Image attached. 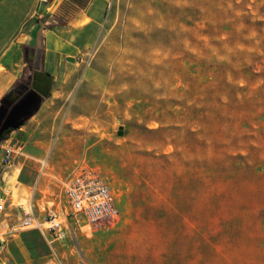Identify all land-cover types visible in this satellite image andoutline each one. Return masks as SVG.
Segmentation results:
<instances>
[{
  "label": "rangeland",
  "instance_id": "rangeland-1",
  "mask_svg": "<svg viewBox=\"0 0 264 264\" xmlns=\"http://www.w3.org/2000/svg\"><path fill=\"white\" fill-rule=\"evenodd\" d=\"M49 1L0 0V69L31 62L29 34ZM60 30L48 98L23 84L29 115L9 125L38 181L19 191L6 179L0 230L30 213L48 232L57 215L64 235L52 242L16 229L33 264H264V79L238 71L264 68L262 0H106L97 19ZM21 139L38 158L20 153ZM81 169L109 185L113 225L97 228L67 202L64 183Z\"/></svg>",
  "mask_w": 264,
  "mask_h": 264
},
{
  "label": "crops",
  "instance_id": "crops-1",
  "mask_svg": "<svg viewBox=\"0 0 264 264\" xmlns=\"http://www.w3.org/2000/svg\"><path fill=\"white\" fill-rule=\"evenodd\" d=\"M105 2L106 0H51L46 3H41V10L29 34L30 46L33 50L31 53V62L23 69L17 68L15 72H11L7 67L0 69V169L2 167L4 168L3 175L5 180L8 179L9 181L11 177H15L17 182L15 187L19 191L33 186L35 187L38 181L37 166L34 163L26 162L23 158L24 156L21 157V155H18V151L13 147V143H11L13 139L11 132L14 129L10 126L14 124L19 125L18 123L29 115L27 112L29 105H26L28 98H23L21 87L24 84L25 87L31 90L30 95L35 98L38 97L40 100L48 98L54 85L56 70L60 63L56 50H53L55 49L53 45L56 41V36L54 35L57 34L59 37L65 38L63 31L60 30L57 32L55 28L61 29L66 24L77 22L81 19L83 20L85 16L89 17L90 20L97 19ZM61 21L64 23H57ZM49 22H53L54 25L52 27L47 26ZM39 49L41 50L38 54ZM23 72H25L27 77L25 81L20 80ZM17 79L23 82L18 88L14 87L13 84ZM21 101H23V104L14 115V121L3 127L8 112ZM34 115L35 113H32L27 120L32 121ZM21 124V126L17 127L18 129L25 127L23 122ZM20 141V147L22 148V151L20 150L21 154L23 153L25 156L38 158L37 156L40 153L37 151L30 152V149L26 146L27 140L21 139ZM8 145H12L13 147L12 158L4 164L2 156L5 147ZM6 218L7 216H4L2 220ZM16 229H13L8 224L7 228L2 230L7 237L2 256L7 258L11 264H33L35 259L38 258L35 257L38 252H35V249L26 238H23V234L20 235L19 233L15 235L17 232Z\"/></svg>",
  "mask_w": 264,
  "mask_h": 264
},
{
  "label": "built area",
  "instance_id": "built-area-1",
  "mask_svg": "<svg viewBox=\"0 0 264 264\" xmlns=\"http://www.w3.org/2000/svg\"><path fill=\"white\" fill-rule=\"evenodd\" d=\"M12 149V145L5 147L2 156L4 164L11 160ZM3 170L2 167L0 169V222L4 216H7V207L12 203L11 191L6 184ZM63 193L73 210L81 214L87 223L97 228L111 226L118 219L119 210L109 185L102 176L90 169H81L70 175L64 183ZM48 222V232H46L42 221L37 216L28 213L19 219L17 226L14 223L12 228H37L45 235L48 242L64 235L62 222L56 214H51ZM6 238L5 232L0 230V264H11L7 258L2 256ZM59 264L63 262L60 261Z\"/></svg>",
  "mask_w": 264,
  "mask_h": 264
},
{
  "label": "trees",
  "instance_id": "trees-1",
  "mask_svg": "<svg viewBox=\"0 0 264 264\" xmlns=\"http://www.w3.org/2000/svg\"><path fill=\"white\" fill-rule=\"evenodd\" d=\"M255 2L256 1H259V0H254ZM234 4H235V6H237V3L234 1ZM262 5H264V0H262ZM57 23H64V22H57ZM54 25V23L53 22H49V23H47V26H49V27H52ZM238 71L239 72H242L243 73V75H244V77H245V79H248V81H250V79L252 78V77H256V76H261V77H263V79H264V68H262L261 70H257V68L256 67H253V68H248V67H242V68H239L238 69ZM26 74H25V72H23V74H22V76H21V78H20V80H23V81H25L26 80ZM17 81H19V79H17L15 82H17ZM235 86V88H239L240 87V85H234ZM234 88V89H235ZM261 88H264V83L261 85ZM234 91V90H233ZM233 91H230L229 93H228V101L231 103V104H233L234 106H238V104H241V100H238L236 97H235V92H233ZM245 97V96H244ZM243 103V102H242Z\"/></svg>",
  "mask_w": 264,
  "mask_h": 264
},
{
  "label": "water",
  "instance_id": "water-1",
  "mask_svg": "<svg viewBox=\"0 0 264 264\" xmlns=\"http://www.w3.org/2000/svg\"><path fill=\"white\" fill-rule=\"evenodd\" d=\"M67 60H73L72 56H66ZM24 101V100H23ZM23 101L19 102L18 104H16L7 114L6 116V120H4L3 123V127L7 126L8 124H11L10 122L14 121V115L16 114V112L18 111V109L21 107V105L23 104ZM2 127V128H3ZM16 141V139H12L11 143H14Z\"/></svg>",
  "mask_w": 264,
  "mask_h": 264
}]
</instances>
